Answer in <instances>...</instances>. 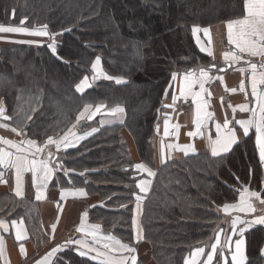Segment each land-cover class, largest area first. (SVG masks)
<instances>
[{
    "label": "trees",
    "instance_id": "obj_1",
    "mask_svg": "<svg viewBox=\"0 0 264 264\" xmlns=\"http://www.w3.org/2000/svg\"><path fill=\"white\" fill-rule=\"evenodd\" d=\"M241 7L240 0H0V26L46 25L50 34L40 44L0 46V102L12 117L9 124L41 144L72 126L86 136L58 155L59 180L104 201L88 220L126 245L136 244L135 163L155 173L139 219L154 264H183L210 243L223 227L217 209L234 204L244 188L264 198L251 136L224 156H187L159 167L153 160L152 137L172 76L210 64L195 46L192 28L241 18ZM97 58L113 79L92 78ZM85 77L90 87L77 92ZM99 105L124 111L117 122L92 132L82 118ZM244 239L246 264H264V231L253 228ZM53 264L95 263L71 249Z\"/></svg>",
    "mask_w": 264,
    "mask_h": 264
},
{
    "label": "crops",
    "instance_id": "obj_2",
    "mask_svg": "<svg viewBox=\"0 0 264 264\" xmlns=\"http://www.w3.org/2000/svg\"><path fill=\"white\" fill-rule=\"evenodd\" d=\"M227 22L228 21L203 28L195 27L199 29V31L195 34H193V31L191 32L195 46L202 54L210 59L209 65L215 64L216 68L215 70H209L205 67L198 68L193 72L195 76L189 78L188 81L184 79L185 73L182 72L175 74V80L172 76L170 86L166 91L163 101V109L158 117L155 132L152 137V147L154 150L153 160L156 167H159L169 160H176L187 156L204 155L214 157L212 155V146L213 142L216 140V125L220 124L223 126L226 119L230 122L229 127L237 132V142L232 145L230 151L237 143H241L248 137L243 135L242 129H240L238 124H235V120H247L252 115L250 111H240L242 105L250 109L256 108L257 106V100L252 95L249 65L245 63V61L257 63L259 72L261 58L259 56L252 57L247 56L245 53H239V55L243 56V59L238 62H226L224 60V56L227 52H237L235 45L229 44L228 42ZM203 29H208L207 34ZM45 37L46 36L35 37L16 33H0V46L5 42L21 43L17 41H24L23 44H40V41L45 40ZM28 41H33V43H28ZM202 48L206 49V51H201ZM209 52L211 55H209ZM226 65H228V67H226ZM219 68H225V71H218ZM241 68L245 69L244 73L240 71ZM201 69L208 71L209 75L212 77V79L205 83V91L202 93L199 84L192 82L199 76ZM216 77H222L223 79L221 81ZM182 87L184 89L183 96H181ZM260 88H264V85H259L258 90ZM232 89H236V91L233 92ZM173 95L177 98L175 103H173L172 100ZM233 109L236 111L234 112ZM205 113L210 114V117L205 119L202 128H198L197 121L204 117ZM0 124L8 125V127H0V139L9 140L17 144H19L21 140L28 139L25 137L24 133L23 135H18L16 132H13L11 129L14 126L9 124V121L0 120ZM165 127H167V135H165ZM19 130L20 129H18V131ZM190 133H193V135H190ZM76 135L81 136V134L79 135L78 133H76ZM249 136L252 137L254 149L261 168L262 187L264 189V165L260 162L259 151L255 145L254 128L250 129ZM124 141L128 146L130 145L127 139ZM0 148L12 152L13 156L20 155V153H16L15 149H10L7 145L2 143H0ZM185 148L188 149L187 153L183 151ZM48 150H50L53 155L55 153L57 155L61 154L59 151L57 152L54 144L48 145L45 151L47 152ZM230 151L221 153L219 156H224ZM55 162L59 163V157ZM135 164L137 165V163ZM135 166L133 168V171L136 173L134 176L136 177L135 185L141 180H151V185L147 192L148 194L153 185L154 176L149 177L147 173L138 172ZM0 172L3 173V177L0 178V180L3 181L0 182V221L7 226V230H5V228H0V264H36L37 260L41 259L57 246H64L62 251L72 249L75 254L79 255L76 250V245L65 244L68 240L85 239L92 247L102 252L108 251L103 248V244L111 243L110 241L100 240L99 243H94L91 236H85L83 233L76 231L80 226L81 218L84 217L85 214H87L86 224L95 225L88 220L89 211L95 206H103L104 201L97 200V197H92L84 188L73 186L63 187L65 185L59 180V173L62 172L61 168L54 173L48 187L43 190L41 199L39 200L36 199L37 188L33 185L31 172H25L23 174L21 183L22 196L16 195L15 190L17 182L15 170L11 168H0ZM137 189L139 195L142 197L147 195L140 193L139 188ZM62 191L68 193L83 191L84 195H66L61 199L60 194ZM242 191L243 190L240 191L237 201L231 205L239 203ZM258 194L260 195V199L252 198L250 200L255 211L245 213L232 211L230 209L228 213H225L222 210L223 207L217 209L218 214L222 217L221 224L223 227L216 231L210 243L199 247L204 249V253L195 256V264H203V262L207 260V254L212 251L211 245L216 243V234L218 232L221 242L225 241L226 237H230V239L227 243L218 245V247L224 246L226 252H223L224 255H220V252L217 250L212 264H232L228 248L234 252V241L240 237L239 232H232V220L237 218L241 220H252L264 216V204L260 202V200L264 198L260 193ZM135 208L136 206L134 207L133 213ZM139 219L140 215L138 221ZM13 221L16 222L15 227L13 226ZM53 224H55V230H53ZM240 227L244 226L237 225V228ZM256 227H260L264 231V224H254L243 232V238L248 231ZM18 230L22 232L20 239L16 236ZM97 235L100 237L111 236L117 240L111 233L104 231L100 226ZM134 238L136 243L135 246H128L135 249L131 255L136 256V264L139 259L145 264H154L150 258V248L148 244L143 241V238L137 240L135 232ZM21 247L24 248L23 255L20 252ZM262 249H264V246ZM195 250L196 249L185 257L183 264H186L187 260L195 253ZM60 252H57L51 258V264L54 263L57 254ZM111 255L116 258L120 257L119 252H112ZM125 255L127 256L128 254L125 253ZM244 255L246 258L245 245ZM91 256H95V252H92ZM262 256L264 258V255ZM83 257L95 264H99V258L90 259L88 256ZM246 261L247 259H245V264ZM128 264H131L130 258Z\"/></svg>",
    "mask_w": 264,
    "mask_h": 264
},
{
    "label": "snow or ice",
    "instance_id": "obj_3",
    "mask_svg": "<svg viewBox=\"0 0 264 264\" xmlns=\"http://www.w3.org/2000/svg\"><path fill=\"white\" fill-rule=\"evenodd\" d=\"M241 9L240 16L242 18L229 20L227 22L228 29V42L229 44H234L237 52L229 51L225 54L224 60L226 62L230 61H240L243 59V56L239 55V53H245L247 56H259L261 58V63L258 65L255 62L245 61L249 65L250 73H251V88L252 95L257 100L256 108H248L247 106H241L240 111L252 113L251 117L247 120L239 119L235 120V124L240 126V129L243 131L244 136H249L250 129H255V145L259 151V158L262 165H264V88H260L258 90L259 85H264V0H240ZM25 21L21 20V24H24ZM234 29H235V38H234ZM193 34L197 33L199 29L193 28ZM203 31L207 34L208 29H203ZM0 33H16L28 36L35 37H43L50 36L47 31V26H42L36 29H29L27 27L20 26H0ZM23 43L24 41H17ZM28 43H33V41H28ZM201 51H206V49H201ZM53 53L55 54V49L53 48ZM209 55L211 53L209 52ZM101 61L99 58L95 60L92 64V71L96 77L102 76L104 79H113V77L106 75L103 70L100 68ZM213 68L216 67L215 64L212 65ZM218 71H225L224 68H219ZM240 71L242 73L245 72L244 68H241ZM195 74L191 71L185 73L184 79L186 81L189 78L194 77ZM222 81V77H216ZM173 79H176L175 74L173 75ZM212 77L209 75V72L201 69L199 72V76L194 79V83L199 84V88L201 93L205 91L204 85L207 83ZM88 78L85 77L84 80L80 82L76 86L77 92H83L85 88L90 85L87 82ZM120 78H116V83H124ZM243 89V85H242ZM233 92L236 89H232ZM184 95V89L181 88V96ZM176 96H172L173 103L176 101ZM103 105H99L95 109V113H91L88 115V119L91 120L96 113H100ZM86 112L89 111L88 108L85 109ZM124 109L117 106L113 108L108 115H116L117 113L123 112ZM235 112L236 110L233 109ZM83 113L81 117L77 119H81L83 117ZM210 114L205 113L204 117L198 119L197 127L202 128L205 119L209 118ZM31 119V117H28ZM0 120L9 121L12 120V117L6 113L5 107L3 103L0 102ZM229 121L226 119L223 123V126L220 124L216 125V140L213 142L212 146V155L214 157L219 156L221 153H226L230 151L233 144L237 142V132L233 130V128L229 127ZM0 127H8L6 124H0ZM13 132H16L18 135H23L22 129L18 131L16 127L11 129ZM96 129H92V132H95ZM70 135L66 134L62 139H53V137L49 136L47 140L43 144H38L36 140L33 139H24L21 140L19 144L14 143L9 140L0 139V143L7 145L10 149H15L16 153H20V155L13 156V153L10 151H6L3 148H0V168H11L15 170L16 176V195L22 196L23 193L21 191V183L23 174L25 172H31L33 177V185L37 188V196L36 199H41V194L44 189L48 187L49 182L51 181L54 173L59 171L61 165L55 162V158L53 153L48 150L45 151L48 145H55L57 152L63 147L64 149L75 147L79 140L85 139L86 136H77L76 133L71 132L69 130ZM89 132L87 135H91ZM165 135H167V127H165ZM193 135V133H190ZM185 153H187L188 149H183ZM136 170L141 173H147L149 177L154 176L150 169H148L143 164H137L135 166ZM67 174V173H65ZM83 174V173H81ZM3 177V173L0 172V178ZM0 182H3L0 180ZM151 185V180H141L136 184V187L139 188L140 193L147 194L149 190V186ZM84 195L83 191H79L78 193H68L62 191L60 194V198L63 199L66 195ZM252 198L260 199V195L255 191H249L247 188H244L240 194L239 203L235 205L225 204L223 206V211L228 213L231 209L232 211H239L249 213L255 211L252 207L250 200ZM136 199V208L132 216V228L136 234V239L140 240L143 238V229L140 227V223L138 221V217L141 213V202L143 197L139 194L135 196ZM261 204H264V199L260 200ZM124 207V205H122ZM86 216L81 218L80 226L76 229L77 232L83 233L85 236H91L94 243H99L100 240H108L111 243H104L103 248L107 249V252H102L99 249L92 247L87 240L85 239H77V240H68L65 242L66 245H76L77 253L80 256H88L90 259L99 258V264H128V260L130 258L131 264H136V256L131 255L135 249L128 245L122 244L119 240H115L111 236L100 237L98 236L99 225H87L86 224ZM254 224H264V216H260L256 219L252 220H241V219H233L232 220V232L240 233V237L234 241L235 251L231 252L232 264H245V255H244V245L245 240L243 238V232L246 231ZM237 225H243L244 227L237 228ZM13 226H16V222L13 221ZM53 230H55V224L52 225ZM0 228H5L7 230V226L0 221ZM222 231V230H221ZM16 236L18 239L21 238L22 232L17 231ZM230 237H226L225 241L221 242L219 239V232L216 234V243L211 245L212 251L207 254V260L203 262V264H212L214 256L217 254L218 245H222L223 243H227ZM64 246H57L53 248L50 252H48L41 259L36 261V264H51V258L57 253L63 250ZM21 254H24V248L20 249ZM95 252V256H91V253ZM112 252H119L120 257L116 258L111 255ZM128 254L127 256L125 255ZM204 253L203 248H197L195 250V255H200ZM261 254L264 255V249H262ZM220 255H224L221 251ZM187 264V262H186ZM192 264H195L193 261Z\"/></svg>",
    "mask_w": 264,
    "mask_h": 264
},
{
    "label": "rangeland",
    "instance_id": "obj_4",
    "mask_svg": "<svg viewBox=\"0 0 264 264\" xmlns=\"http://www.w3.org/2000/svg\"><path fill=\"white\" fill-rule=\"evenodd\" d=\"M92 78L94 79V78H96V76L93 74V75H92ZM97 79H104V78H103L102 76H100V77H97L96 80H97ZM87 82H88V84H90V83H91V79L87 80ZM89 87H90V86H89ZM111 110H112V109L107 110V111H105V110H101L100 113H96V114L94 115V117H93L91 120H89V119H88V115L91 114V113H95V110L90 111L88 115H86L85 117L82 118V120H83L84 123H86L88 126H90L89 129L92 131V129H96V128H97L98 126H100L101 124H104V123H115V122H117V119H119V118L121 117L122 112H121V113H117L116 115H108V113H109ZM76 125H77V124H76ZM75 128H76V126H72V127L68 128V130H67L65 133H63V135H61L60 137H55V138H53V139H62L66 134L70 135L69 130H71V132L76 133V132H75ZM79 141H80V140H79ZM79 141L77 142L76 146H78ZM76 146H75V147H76ZM64 150H65V149L62 148L61 151L59 150V152H60V153H63ZM167 160H169V159H167ZM60 163H61V162H59V164H60ZM61 171H62V167H61ZM207 248H208V247H207ZM229 249H230V248H228V250H229ZM217 250H218V252H220V253H221V251L224 252V253L226 252V249H225L224 246H222V247L219 246ZM231 252H232V250H231ZM230 255H231V253H230ZM195 256H196V255L193 254L192 257H191L190 259L187 260V264H192V262H193L194 259H195Z\"/></svg>",
    "mask_w": 264,
    "mask_h": 264
},
{
    "label": "water",
    "instance_id": "obj_5",
    "mask_svg": "<svg viewBox=\"0 0 264 264\" xmlns=\"http://www.w3.org/2000/svg\"><path fill=\"white\" fill-rule=\"evenodd\" d=\"M212 65H213V64L208 65V66L205 67V68H208L209 70H215L216 67L213 68ZM226 67H228V65H226ZM226 67H225V68H226ZM200 68H202V67H200ZM225 68H224V69H225ZM195 70H196L195 68H190V69L183 70L182 73H187V72H189V71L194 72ZM95 84H96V83H93V86H95ZM57 157H58V155L55 153V154H54V158H55V160L57 159Z\"/></svg>",
    "mask_w": 264,
    "mask_h": 264
}]
</instances>
